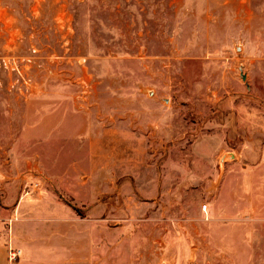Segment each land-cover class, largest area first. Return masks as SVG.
<instances>
[{"label":"rangeland","instance_id":"obj_1","mask_svg":"<svg viewBox=\"0 0 264 264\" xmlns=\"http://www.w3.org/2000/svg\"><path fill=\"white\" fill-rule=\"evenodd\" d=\"M29 108L86 126L98 174L78 139L76 186L12 173L48 145ZM0 172L49 188L82 264H264V0H0Z\"/></svg>","mask_w":264,"mask_h":264},{"label":"crops","instance_id":"obj_2","mask_svg":"<svg viewBox=\"0 0 264 264\" xmlns=\"http://www.w3.org/2000/svg\"><path fill=\"white\" fill-rule=\"evenodd\" d=\"M35 114V109L29 108L28 126L24 138L32 145L43 139L48 144L45 146V153L28 151L17 154L14 153L15 150H11L8 153L9 160H6L5 164L12 167V173L26 169L33 171L38 178L43 174L47 180L54 182L56 187L58 183L63 185L65 182L76 186L78 179L75 176L80 174L77 167L74 165L66 172L67 164L62 156L56 154L54 157L52 152L60 149L57 145L67 144L69 139L71 142H76L75 140L78 139L85 143V139L89 140L83 138L88 128L82 126L78 129L76 125V130L69 134L61 127L62 123L56 115L52 116L51 113L37 123ZM91 139L85 143L90 145H87V149L83 148L85 149L83 153H89L88 161L91 162L93 177L99 172L100 151L97 148L98 143H93ZM9 176L7 173L0 172V264H82V236L80 242L71 246L68 243L67 223L57 218L54 209L49 207L45 209L43 206L45 202H49L53 204V208L55 205H59L60 208L62 205L57 197L48 190L47 186L44 195L24 196L21 194V184L10 180ZM36 176L33 177L36 178ZM95 195L97 196L96 193ZM73 223L77 227L76 222L73 221ZM11 251L19 252L16 261L10 260Z\"/></svg>","mask_w":264,"mask_h":264},{"label":"built area","instance_id":"obj_3","mask_svg":"<svg viewBox=\"0 0 264 264\" xmlns=\"http://www.w3.org/2000/svg\"><path fill=\"white\" fill-rule=\"evenodd\" d=\"M34 188H38V185L37 184L34 185ZM9 256L11 261H16L17 258L19 257V252L11 251Z\"/></svg>","mask_w":264,"mask_h":264}]
</instances>
